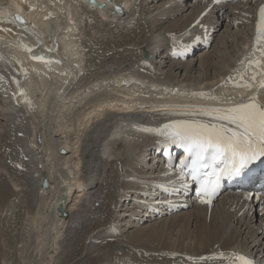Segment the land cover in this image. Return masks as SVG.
<instances>
[{
  "label": "bare ground",
  "instance_id": "bare-ground-1",
  "mask_svg": "<svg viewBox=\"0 0 264 264\" xmlns=\"http://www.w3.org/2000/svg\"><path fill=\"white\" fill-rule=\"evenodd\" d=\"M254 1L235 2L220 14L210 8L203 17L199 13L210 0H119L122 13L114 12L111 5L101 10L87 0H28L34 6L31 11L25 4L17 6L29 31L5 23L13 31L0 32L3 65L8 66L0 68L4 77L0 80V163L7 177L12 176L14 189L25 186L30 191V212L16 241L18 264H228L199 258L238 249L264 256V213L263 225H252V217L243 215L239 206L244 200L239 193L224 192L211 206L177 193L164 195V190L155 196V185L148 187L146 181L173 177L144 156L158 136L143 129L152 128L151 122L160 117L149 112L164 107L133 104L129 107L133 112L123 115L114 113L121 107L109 101L120 82L128 86L129 73L175 86L164 101H177L182 94L202 99L193 93L223 97V91L237 88L239 73L244 72L239 61L252 52L255 37ZM80 6L97 16L90 32L97 35L98 45L90 56ZM104 24L131 27L129 40L123 42L133 46L101 55L105 45L99 34ZM33 25L42 41L37 51L50 63L32 60L17 43L21 38L26 44L36 43L30 34ZM191 34L200 54L188 59L175 56L173 44ZM196 36L201 37L199 42H194ZM255 55L261 58L260 52ZM13 75L20 79L25 96L13 98L14 92L19 93ZM230 76L236 80L228 81ZM245 76L250 77L251 70ZM146 92L153 103L160 99L159 94ZM236 93L251 94L244 88ZM260 98L264 99V92ZM17 115L24 116L21 128ZM60 147L66 152H60ZM44 177L48 185L43 188ZM1 187L0 209L7 203L4 215L10 214L15 204L5 197L11 190ZM59 202L68 212L65 217L57 211ZM178 204L181 208L173 211ZM120 212L123 218H117ZM147 221L154 222L141 227ZM126 223L134 229L124 236L120 229Z\"/></svg>",
  "mask_w": 264,
  "mask_h": 264
},
{
  "label": "snow or ice",
  "instance_id": "snow-or-ice-1",
  "mask_svg": "<svg viewBox=\"0 0 264 264\" xmlns=\"http://www.w3.org/2000/svg\"><path fill=\"white\" fill-rule=\"evenodd\" d=\"M24 2L25 0H18V6L22 7ZM87 2L96 6V0H87ZM227 2L228 0H212L213 5ZM109 5L112 6L114 12H123L124 6L119 0H103L98 6L103 10ZM12 6L11 2L7 5H0V25L7 23L29 31L28 21L19 11L13 13ZM28 9L34 10V6L28 5ZM50 15L51 13H48V16ZM203 15L206 13H202V17ZM47 18L46 16L45 19ZM239 22L236 21V23ZM196 23L199 24L200 21L197 20ZM34 28L33 25L30 34L35 38V44H26L22 38L18 39L17 43L32 60L50 63L49 57L45 56L42 51H37L42 41ZM12 31L13 29L10 27H0V32L11 33ZM172 39L175 41L174 35ZM200 39L201 37L196 36L194 42H199ZM184 47L187 50L190 45ZM257 52L261 53V58H256ZM173 54H177L175 50ZM0 60H4V57L0 56ZM239 64L243 66L244 72L239 73L241 82L235 83L234 86L250 91L251 95L239 98L209 96L207 93H193L192 95H199L202 98L215 101L227 102L239 99L241 102H233L225 107L187 104L161 105L164 108L182 109V111L164 113V115L185 118L169 120L157 128L143 129L146 132H155L162 137L160 143L163 146L164 154L168 156V166L178 169V172L175 173L176 180L170 181L167 185H158L165 192L173 194L180 193L182 189L186 191L190 187V181L196 186V197L200 202L211 206L213 199L219 194L222 180L241 176L258 163H264V99L260 98V93L264 92V3L259 6L257 12L252 52L239 61ZM249 70H251V76L245 79V74ZM3 79V75H0V80ZM12 79L19 88V93L12 94L13 98L15 99L17 95L25 96L20 79L15 75L12 76ZM235 80L234 76L228 78V81ZM165 91L168 90L165 89ZM26 103H30V101H26ZM193 108H195L194 111H189ZM197 117H207L210 120L226 123H206ZM171 148L182 150L183 153L182 156L176 157L178 163L175 165H173L174 157L170 151ZM16 166L21 167V165ZM246 199H251V197H246ZM171 255L175 257L177 254L172 253ZM199 259L202 261L207 259L226 260L228 264H254V261L245 254L235 251L228 254L219 252L212 257H200ZM124 264H131V261H126Z\"/></svg>",
  "mask_w": 264,
  "mask_h": 264
},
{
  "label": "rangeland",
  "instance_id": "rangeland-1",
  "mask_svg": "<svg viewBox=\"0 0 264 264\" xmlns=\"http://www.w3.org/2000/svg\"><path fill=\"white\" fill-rule=\"evenodd\" d=\"M81 7V12L83 14L82 16V28H83V33L85 31H88V36H85L87 39L85 41V48L87 50V56H90L92 54V52L95 50V47L98 45V40H97V35L92 34L90 32V26H93L96 24V19L97 16L94 14H91L90 11H88L89 9L84 7V6H80ZM133 22L135 23V20H133ZM114 28H117L118 31H115ZM122 29V31L120 30ZM132 32V28L131 27H115L112 26L110 28H108L105 24H104V28L101 29V32L99 34V37L102 39V43L105 45V49L102 51L101 55H105L107 52H111V51H116V52H120L122 50H127L129 48H125V46H130L132 47V43L129 41L128 44H125L123 41L125 39L129 40V36L128 34H130ZM142 33V31H141ZM199 55V54H197ZM142 58H144V56L142 55ZM114 154L115 153H111V157L114 158ZM7 159L10 160V157H7L5 159L6 163ZM1 163H0V187L2 186V184H4L5 186L10 188V193H8L5 197V201L6 202H12L13 204H15L14 207H11L13 209H11V213L9 214L7 212V214L4 215L5 212V204L2 208L3 210L0 209V217H4L2 218L0 221V256L4 257L5 260L2 261V257L0 259V262L2 264H18L16 261L17 260V253L18 250L15 249L17 247V240L20 238L21 234L23 233L22 230V223H23V218L26 216H28V212H30L28 209V194H29V189L27 190V188L25 186H21L19 188H16L17 190L21 189L20 191H16V189H14V187L11 185V181H12V176L7 177L6 174H8V172H4L3 169L1 168ZM10 179V180H9ZM2 183V184H1ZM2 188V187H1ZM13 188V190H12ZM1 190V189H0ZM13 191V192H12ZM16 191V192H15ZM18 192V193H17ZM16 194V195H15ZM9 197V198H8ZM11 200V201H10ZM16 207V208H15ZM15 209V210H14ZM27 214H25V213ZM6 213V212H5ZM14 213V214H13ZM121 213V212H120ZM13 214V216L11 215ZM97 214V213H96ZM6 215L8 216L7 218ZM125 218L127 219V217H129L126 214ZM115 217V215L112 216L111 220ZM117 218H123V213H121L120 215L118 214ZM158 219V218H155ZM154 220V219H152ZM125 221H122L121 223H124ZM154 221H147L141 224V227H144L145 224L148 223H152ZM132 223H126L125 225L121 226V234H123L124 236L127 235L128 233H132L134 226H131ZM132 231V232H130ZM17 244V245H16ZM0 263V264H1Z\"/></svg>",
  "mask_w": 264,
  "mask_h": 264
},
{
  "label": "water",
  "instance_id": "water-1",
  "mask_svg": "<svg viewBox=\"0 0 264 264\" xmlns=\"http://www.w3.org/2000/svg\"><path fill=\"white\" fill-rule=\"evenodd\" d=\"M59 151L64 153V152H66V149H64L63 147H61L59 149ZM47 185H48L47 179L44 177L42 179L41 186L44 188ZM62 200L63 201H66V195L65 194H62ZM57 211L61 214V216H64L65 217V216L68 215V212L66 211L65 206H64V204L62 202H59V204L57 205Z\"/></svg>",
  "mask_w": 264,
  "mask_h": 264
}]
</instances>
